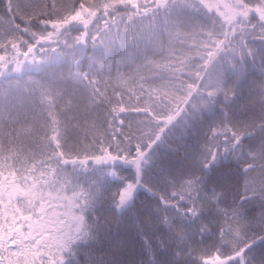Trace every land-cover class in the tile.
Wrapping results in <instances>:
<instances>
[{
	"label": "snow or ice",
	"instance_id": "1",
	"mask_svg": "<svg viewBox=\"0 0 264 264\" xmlns=\"http://www.w3.org/2000/svg\"><path fill=\"white\" fill-rule=\"evenodd\" d=\"M0 264H264V0H0Z\"/></svg>",
	"mask_w": 264,
	"mask_h": 264
}]
</instances>
